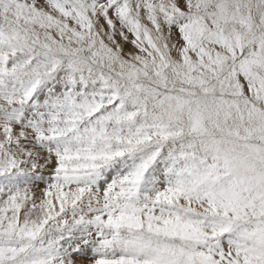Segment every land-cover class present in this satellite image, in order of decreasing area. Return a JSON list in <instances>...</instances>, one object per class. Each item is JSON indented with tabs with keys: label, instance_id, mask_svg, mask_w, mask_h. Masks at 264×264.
Listing matches in <instances>:
<instances>
[{
	"label": "bare ground",
	"instance_id": "obj_1",
	"mask_svg": "<svg viewBox=\"0 0 264 264\" xmlns=\"http://www.w3.org/2000/svg\"><path fill=\"white\" fill-rule=\"evenodd\" d=\"M21 1L0 0V264H173L155 246L264 264V195L243 171L264 182V0ZM151 137L168 146L112 191L106 162Z\"/></svg>",
	"mask_w": 264,
	"mask_h": 264
},
{
	"label": "rangeland",
	"instance_id": "obj_2",
	"mask_svg": "<svg viewBox=\"0 0 264 264\" xmlns=\"http://www.w3.org/2000/svg\"><path fill=\"white\" fill-rule=\"evenodd\" d=\"M21 1V0H20ZM21 2H23L24 3V5H26V6H29V7H33V8H35V7H38V6H43V7H46V5L45 4H43L42 2L41 3H38V1H36V0H22ZM108 7V6H107ZM46 8H48V7H46ZM46 8H42L41 9V7H40V9H38L39 11H41V10H47ZM94 8H96V7H94ZM93 8V9H94ZM37 9V8H36ZM47 14H51V13H47ZM87 14V13H86ZM89 14V13H88ZM89 15H91V14H89ZM92 16V15H91ZM90 18V17H89ZM91 20H92V18H91ZM97 26V27H96ZM95 26V29L97 30V32H100V33H102V34H105L104 33V31H102L101 32V30H102V28L101 27H98V25H96ZM79 31H80V29H79ZM105 36H107L106 34H105ZM118 36H119V38H118ZM89 41V40H88ZM116 41V42H115ZM121 41H122V37H120V35H116V40L115 39H112V41H111V47L113 46V48H115L114 50L116 51V52H119V53H124L126 56H131V57H139L137 54H134V53H136V52H134V51H130V50H128V49H126V48H123V44L121 43ZM90 42V41H89ZM31 43V42H30ZM91 44V43H90ZM90 44H88V45H90ZM35 45H37V44H35V43H33V45L32 46H35ZM116 46V47H115ZM37 47V46H36ZM85 47H87L86 46V44H85ZM88 48V47H87ZM87 48H85V49H87ZM124 49L123 50V52L121 51V49ZM34 49V51L36 52L37 50L35 49V47L33 48ZM130 52H132V53H130ZM39 53V52H38ZM127 53V54H126ZM65 65H70L69 63H66ZM60 68L61 67H59L58 68V70H60ZM75 71L76 72H78L79 74H82V75H84V77H91V76H89V74H87V75H85V71L83 70V69H80V68H76L75 69ZM56 71L54 70L51 74H49V75H47V76H43V77H41V80L39 81L40 83L38 84L39 86L40 85H43V84H46L47 82H49L52 78H54L55 77V75H56ZM92 78V77H91ZM93 79H95V81H97L98 82V80L97 79H99L97 76H94L93 77ZM84 89H86V87H84ZM83 91H85V90H83ZM118 96L119 97H122V98H124L125 97V95H122L121 93H118ZM133 96V94L131 93L129 96H127V97H125L124 98V101L125 102H133L134 104H135V101H137L135 98H133L132 97ZM120 100H121V98H119ZM141 105L140 104H138V108L140 107ZM77 109H80V108H78L77 107ZM81 109H83V108H81ZM192 109V108H191ZM141 114V113H140ZM140 116H143V115H140ZM170 123H173L174 125H177L174 121H170ZM31 124V125H30ZM29 125H30V127L32 126V122L30 123ZM34 125V124H33ZM34 126H36V124L34 125ZM179 126V125H178ZM33 127V126H32ZM151 129L153 128V126H151L150 127ZM33 129V128H32ZM147 129H149V128H147ZM150 129V130H151ZM28 133H31V131L29 132L28 131ZM135 136H136V134H135ZM209 136H211V135H209ZM200 138H202V139H204L205 137H200ZM183 139H185V137H183V138H181L180 140H183ZM164 141V142H163ZM173 142V143H177L178 141H179V139H177V138H172V139H170V141L169 142ZM253 142H255V141H253ZM249 143L247 142V145H248ZM146 145V146H145ZM168 146V141H166V140H163V139H160V140H156L154 137H151V138H149V140L147 141V144H144V145H138V148H136V156H135V158H132L131 160H134L135 162H133V161H126V160H124V156L122 157V161H120V163L118 162V164L119 165H121V167H119L118 166V164L116 163V161H115V158L114 157H111L110 159H109V161L108 162H106V166H107V168H109V169H112V167H110V165L112 164V166L114 165V167H113V169H112V171L111 172H114V173H118L119 171V173L118 174H116V177H115V174L114 173H111L112 175H110V176H108L107 178H109V183H107V184H112L111 182H112V180L113 179H118L117 177L120 175V174H126L127 172V176H130V175H132V176H134V175H137V173H139V174H141V172H142V174L143 175H145V174H147V173H145V172H147V171H149V168H146L145 169V167L143 166V163H144V165L146 166L148 163V165L146 166V167H151L152 166V164H153V161L154 160H157L159 157H160V155L159 154H161V152H162V148H166ZM111 148H113L112 147V145L111 146H106L105 147V149H104V147H103V151L104 152H106L108 149L110 150ZM146 149V150H145ZM157 150V152H155V153H152V152H149L150 150ZM84 150V149H83ZM122 155L124 154V155H126L125 154V152H122L121 153ZM155 156V157H154ZM149 159V160H147V159ZM146 161H145V160ZM140 160V161H139ZM141 161H143V162H141ZM122 163V164H121ZM132 163V164H131ZM135 164H137V165H135ZM116 165V166H115ZM124 165V166H123ZM126 165H127V167H126ZM133 165V166H132ZM141 165H142V167H141ZM109 166V167H108ZM123 170H122V169ZM139 168V169H138ZM142 168V169H141ZM115 169V170H114ZM148 169V170H147ZM135 170L137 171L136 172V174H135ZM142 170V171H141ZM239 170L240 169H238V171L237 172H239ZM98 171V170H97ZM243 171H244V173H245V175L247 176V180L245 181L246 182V186H250V191L251 192H248L250 195L252 194V195H254V194H259V196H263L264 195V182L260 179V178H258V180L257 179H254V180H252L250 177H252V174H251V171H250V169H248V171L247 170H245V169H243ZM138 174V175H139ZM237 174V173H236ZM142 175V176H143ZM125 176V175H124ZM136 177V176H135ZM152 177L154 178V179H152L151 180V182L153 181V183L154 182H156V184L158 185H160V188L161 189H165V186H162L160 183H162L163 182V177L164 176H162L161 174H157V175H152ZM104 179H106V178H104ZM103 179V180H104ZM101 180V179H100ZM155 180V181H154ZM247 182H248V184H247ZM256 182H257V184H256ZM250 183V184H249ZM252 183V184H251ZM155 184V183H154ZM256 184V185H255ZM114 185V186H113ZM113 186V187H112ZM164 187V188H163ZM257 187V188H256ZM251 188H253V189H251ZM259 189V190H255V189ZM110 189H112V191H117V186L115 185V184H112L111 185V187H110ZM114 189V190H113ZM116 189V190H115ZM259 191V192H258ZM254 192H256V193H254ZM260 193H262V194H260ZM235 209H237V210H243V206H241V205H238V206H235L234 207ZM174 210H175V207H174ZM177 211H179V212H181V214H179L178 216H180V215H183V217H185V215L186 216H188V217H190V218H194V216L196 215L195 214V212H194V210L193 209H190V210H184V209H182V208H179ZM228 212V211H227ZM223 220H224V223H226L227 222V219L226 218H223ZM234 221V222H233ZM238 221V222H237ZM233 222V223H232ZM240 222V223H239ZM244 222V223H243ZM248 223V220H244V221H241V220H238V219H234V220H231L230 221V230H235V229H237L238 228V226L239 227H244V228H246L247 226V223ZM242 223V224H241ZM237 227V228H236ZM234 228V229H233ZM43 234H45V233H43ZM137 234V236H138V239L140 240V241H142V242H145V241H150V238H149V236H146L144 233H136ZM220 236H222V235H219L218 237H220ZM223 238H225L224 236H222ZM142 244H144V243H142ZM85 246H87L86 244H85ZM139 248H141L142 249V247H139ZM165 248V250H157L156 249V246H155V252L156 253H154L155 255H158V256H161V257H167L168 259L166 260V262L168 263V262H171V263H173V264H185V262H186V260H185V258H177V257H179V255L176 253V252H173V251H168L167 250V248L166 247H164ZM139 253V252H138ZM157 253H159V254H157ZM191 254V251L188 253V255H190ZM141 255V254H140ZM139 255V256H140ZM158 261H156V264H164L161 260H159V259H157Z\"/></svg>",
	"mask_w": 264,
	"mask_h": 264
}]
</instances>
